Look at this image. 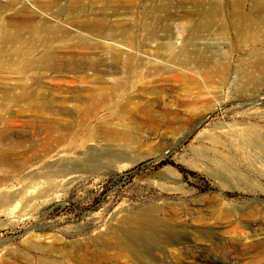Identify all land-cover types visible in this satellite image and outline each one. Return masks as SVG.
Returning a JSON list of instances; mask_svg holds the SVG:
<instances>
[{
	"label": "rangeland",
	"instance_id": "374dc122",
	"mask_svg": "<svg viewBox=\"0 0 264 264\" xmlns=\"http://www.w3.org/2000/svg\"><path fill=\"white\" fill-rule=\"evenodd\" d=\"M236 1L244 12L264 6L0 0V28L16 33L38 61L23 70L13 44L0 40V200L19 195L0 204V264H138L100 240L148 207L182 239L164 250L141 243L145 262L264 264V146L228 130L255 124L264 144V69L250 70L249 82L238 66L259 45L242 49L230 28L223 37L204 31L182 55L189 65L171 58L189 36L180 14L227 10ZM125 35L130 42L120 43ZM205 44L213 48L206 52ZM209 56L227 60L224 82L193 68ZM115 156L136 162L116 170ZM76 163L89 169L75 172ZM64 166V176H43Z\"/></svg>",
	"mask_w": 264,
	"mask_h": 264
},
{
	"label": "bare ground",
	"instance_id": "6f19581e",
	"mask_svg": "<svg viewBox=\"0 0 264 264\" xmlns=\"http://www.w3.org/2000/svg\"><path fill=\"white\" fill-rule=\"evenodd\" d=\"M258 6L259 4L256 6L255 4H252L251 9H249L248 12H244L240 9L239 2L236 1L234 2V5L227 10H222L221 8L218 9L208 5L206 7H201L197 9L193 13L184 12L183 14H180L179 18L182 19L183 23H187L188 25V28L186 27V29L189 31V36L183 40L182 45L176 53H173V51H171L174 47L175 42L168 41L167 43H165L166 48L171 51V58L177 61L178 63L182 64V66L189 65V60L187 59L185 62V59L182 56L188 51V42L190 44L193 39H195L196 41L200 40L201 33L204 31L209 32L215 30L221 33L223 37L225 36L226 29L230 28L232 32L235 33L234 35L237 36L239 42L242 44V49L248 46V44H253L254 46L259 45L257 49L250 51L252 58L247 55V57L243 59V62H240V64L242 65H238L239 67H242L244 77L246 76V79L250 80L249 82H254L252 74H250V70H256L260 73L259 70L264 69V6ZM148 31L150 36L153 35V32L151 30L148 29ZM61 36L64 37V35H54L52 39L59 40L60 38H62ZM0 40L3 43L10 42L13 44L11 45L13 56L21 59L20 62L22 64L21 67L23 70H28L31 67L37 65V59H32L31 57L27 56L30 54L33 48L28 46L25 41H21L16 33L10 32L2 26L0 28ZM129 42V38L125 35L120 43L127 44ZM197 47V44L194 45V48L192 49L194 53H197V50H195V48ZM203 47L206 49V52H209L213 48L212 46L206 44ZM3 51L4 49L0 46V66L5 63V61L2 59ZM51 55L52 53L49 50H44L41 54V57L48 59V57H50ZM212 55L214 56V54ZM213 56H209L206 59H201L198 63H194L195 65L193 68H198L200 70L203 68L205 72H216L221 76L222 82H224L227 75V68H229L226 64L227 60L223 63L222 60L218 58L215 59V57L213 58ZM145 58L148 59V57ZM141 63L142 65H144L147 63V61L142 60ZM241 76L242 75L240 74V77ZM254 77L256 78L255 75ZM91 112L92 111H89L88 114L91 115ZM163 125L170 126V122H164ZM254 125L250 124L248 126H244V129H240V131H238L237 128H232L229 126L228 130L233 131L239 136L243 135L248 138H253L259 146H264L263 143L257 141V138L259 137V130ZM94 137V134H91V138L93 139ZM124 159L126 160V162H117ZM135 162L136 159L134 157L123 158L122 156H115L112 168L116 170H121L132 165ZM72 169H75V172H79L84 171V169H89V166L76 163L72 167ZM69 170L70 169L68 166H64L59 170L49 168L43 173V176L50 180H53L55 176H64L67 172H69ZM18 196V194H10L4 196L3 199L0 200V204H12V202ZM16 207V204L13 205V207L8 210V213H11L12 210ZM156 211V207H148L145 209H141L136 212H132L131 214L126 216L118 225L109 226L108 230L105 233V236L102 237L100 240L101 245L110 248H120L131 252L133 258H136L138 262H140L138 264H152L151 262L148 263L142 260L144 255L142 254V252H140L138 245H140L141 243L144 244L145 242L146 244L157 242L159 244L158 246L160 247V249L164 250L168 245L174 243V241H179L180 239H182L180 236V232H177V230L173 229L172 226L167 225V222L157 219Z\"/></svg>",
	"mask_w": 264,
	"mask_h": 264
}]
</instances>
